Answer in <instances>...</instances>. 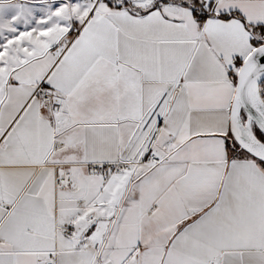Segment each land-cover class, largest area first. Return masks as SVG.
Listing matches in <instances>:
<instances>
[{"label": "snow or ice", "instance_id": "6c2138e0", "mask_svg": "<svg viewBox=\"0 0 264 264\" xmlns=\"http://www.w3.org/2000/svg\"><path fill=\"white\" fill-rule=\"evenodd\" d=\"M0 264H264V0H0Z\"/></svg>", "mask_w": 264, "mask_h": 264}]
</instances>
